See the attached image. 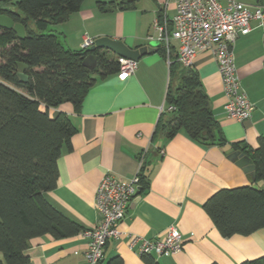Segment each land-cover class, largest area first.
<instances>
[{"label":"crops","instance_id":"0c3cea01","mask_svg":"<svg viewBox=\"0 0 264 264\" xmlns=\"http://www.w3.org/2000/svg\"><path fill=\"white\" fill-rule=\"evenodd\" d=\"M111 1L84 0L79 11L50 30L73 51L82 50L86 38L96 41L104 37L139 50L151 43L148 38L156 33V20L163 23L165 16L170 20L175 15L167 0H139L135 9L101 12L98 4ZM218 1L224 6L227 3ZM240 1L254 7L264 0ZM250 27L234 48L241 86L253 104L249 120L240 122L225 114L221 76L210 52H198L192 68L199 74L227 142L257 149L264 136V25L252 20ZM177 45L173 43L175 52ZM158 46L140 57L134 75L121 80L115 74L97 82L79 112L69 102L50 111L52 117L66 114L77 133L71 149H65L58 160L57 187L44 196L82 231L92 229L99 222L95 194L104 175L129 180L142 161L140 175L148 185L120 224L121 238L105 247L104 262L120 256L124 264H145L137 248L129 249V237L162 239L171 226L182 234L183 248L173 256H152L159 264H241L262 257L264 229L224 238L204 210L216 192L251 186L223 148L202 145L183 131L169 140L163 136L153 140L157 123L168 108L169 65L157 52ZM81 232L61 240L49 235L33 239L26 252L28 264H85L88 239Z\"/></svg>","mask_w":264,"mask_h":264},{"label":"trees","instance_id":"16d2710c","mask_svg":"<svg viewBox=\"0 0 264 264\" xmlns=\"http://www.w3.org/2000/svg\"><path fill=\"white\" fill-rule=\"evenodd\" d=\"M84 0H0V15L20 23L26 31L21 40L13 30L0 28V264H28L33 239L51 236L56 240L74 237L82 228L65 217L45 198L58 183V160L77 130L69 117L50 111L72 103L79 112L89 90L99 81L118 74L117 57L107 50H69L50 26L60 24L80 10ZM139 0L99 3L101 12L131 10ZM169 64L166 104L175 108L162 113L153 140L172 139L185 132L202 145L227 144L202 88L197 71L182 67L175 48L170 55L164 44L157 47ZM97 56L89 70L83 61ZM27 69L23 81L19 65ZM176 87L173 88V84ZM234 149L249 156L255 165V179L264 181V136L258 148L242 143ZM142 190L147 187L141 176ZM204 210L224 238L248 236L264 229V190L251 186L222 189L204 204ZM145 264H159L142 256ZM98 264H124L115 256ZM241 264H264V256Z\"/></svg>","mask_w":264,"mask_h":264},{"label":"built area","instance_id":"2783aa9c","mask_svg":"<svg viewBox=\"0 0 264 264\" xmlns=\"http://www.w3.org/2000/svg\"><path fill=\"white\" fill-rule=\"evenodd\" d=\"M173 4L175 15L172 19L164 17V22L156 20L155 35L150 42L164 44L169 57L173 43L177 42V61L182 67L192 68L198 52H210L216 61L226 98L225 114L243 122L252 115L253 104L244 92L237 74L234 48L240 35L251 31L250 22L258 20L264 25V1L254 7L240 0H227L226 5L218 0H167ZM95 40L86 38L82 49H91ZM174 48V47H173ZM120 69L118 78L125 80L134 75L137 61L117 57ZM168 65L171 63L168 59ZM174 107L167 108L173 112ZM162 156L164 151L161 152ZM140 168L136 175L121 179L105 174L95 194V207L99 217L98 224L81 235L88 239L85 264H98L104 257V249L110 241L121 238L120 224L126 213L142 190ZM184 239L179 230L171 226L164 238L146 239L130 236L128 247L137 248L140 256H173L182 251Z\"/></svg>","mask_w":264,"mask_h":264},{"label":"water","instance_id":"95a60500","mask_svg":"<svg viewBox=\"0 0 264 264\" xmlns=\"http://www.w3.org/2000/svg\"><path fill=\"white\" fill-rule=\"evenodd\" d=\"M0 28L13 30L16 33L17 37L21 40L25 39L27 36L24 26L20 23H15L10 17L6 15H0ZM158 45L159 43L157 41H154L151 42L148 46L143 47L139 50H131L120 40H114L108 37H104L97 39L91 50H107L115 54L117 57L130 59L138 62L142 55L151 52L152 50H154L153 47ZM97 61V56L91 54L84 59L82 64L87 69L94 70V68L97 66ZM26 69L27 66L25 64L19 65V76L23 81L27 80V77L24 75V71ZM223 151L225 152L227 159L235 163L248 176L252 188L264 190V181L257 182L255 179V165L249 156L245 155L240 150L234 149L232 144H227L223 148ZM136 199L137 198H135L133 202H135Z\"/></svg>","mask_w":264,"mask_h":264},{"label":"rangeland","instance_id":"374dc122","mask_svg":"<svg viewBox=\"0 0 264 264\" xmlns=\"http://www.w3.org/2000/svg\"><path fill=\"white\" fill-rule=\"evenodd\" d=\"M13 1H14V2H17L18 0H13ZM107 56H108V57H111L112 54L109 53ZM172 86H173V88H175V87H176V84L174 83Z\"/></svg>","mask_w":264,"mask_h":264}]
</instances>
